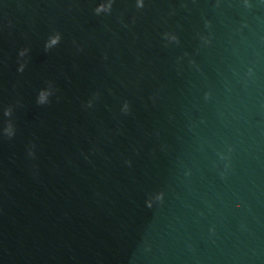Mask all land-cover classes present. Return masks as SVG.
<instances>
[{"label": "water", "instance_id": "water-1", "mask_svg": "<svg viewBox=\"0 0 264 264\" xmlns=\"http://www.w3.org/2000/svg\"><path fill=\"white\" fill-rule=\"evenodd\" d=\"M0 264H264V0H0Z\"/></svg>", "mask_w": 264, "mask_h": 264}]
</instances>
